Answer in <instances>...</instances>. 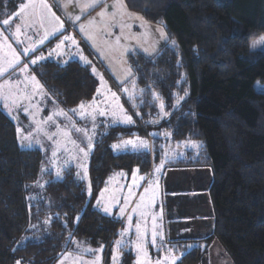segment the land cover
I'll return each instance as SVG.
<instances>
[{"label":"trees","instance_id":"16d2710c","mask_svg":"<svg viewBox=\"0 0 264 264\" xmlns=\"http://www.w3.org/2000/svg\"><path fill=\"white\" fill-rule=\"evenodd\" d=\"M123 1L129 11L161 26L167 41L151 57L127 56L134 91L145 90L143 102L137 97L134 127L115 126L97 135L88 162L90 197L66 170L61 179L48 173L41 198L28 201L46 158L38 149L18 146L15 125L0 109V264H56L72 239L108 243L119 222L93 209V201L109 176L147 174L169 142L194 143L198 152L169 167L207 173L212 211L211 232L206 218L202 232L207 242L213 240L230 264H264V91L254 88L264 84V50L252 48L264 36V0ZM2 14L0 9V19ZM93 68L71 57L63 63L46 60L31 73L70 112L94 98ZM124 85L133 91L130 81ZM153 94L162 98L163 110ZM151 121L156 124L150 127L156 134L148 138L151 151L115 153L113 144L137 135L134 130L144 134L139 124ZM202 260L194 248L177 264Z\"/></svg>","mask_w":264,"mask_h":264},{"label":"rangeland","instance_id":"374dc122","mask_svg":"<svg viewBox=\"0 0 264 264\" xmlns=\"http://www.w3.org/2000/svg\"><path fill=\"white\" fill-rule=\"evenodd\" d=\"M24 0H16L14 2V10L12 11V7L9 6V3L7 0H2V6H0V9H2V15L4 18H1V25H0V67H4L7 69L5 74L3 76H0V85L3 86V95H0V109L3 110L11 122L15 125L16 129V137L18 146L22 149H38L41 151L46 160L44 162V166L42 167L39 176L37 178V181L32 184L31 187H29L30 192L27 196L28 201H37L41 198V194L43 191V187L46 184V176L48 173L51 174V176L54 179H61L63 177V174L65 171H71L74 175V178L76 181L81 182L85 186L86 194L88 197H90L91 194V188L89 184V178H88V162H89V156L93 150L94 142L97 138V135H101L102 132L107 131V129L115 126H121V127H134L136 124V118L138 116L132 112L133 108L131 103L128 102V94L124 92V88L126 87H110V86H102L101 85V79L100 77L96 76L98 81V87L99 92L103 95H98L96 91V95L94 98L99 102L95 107L99 110H103L106 108L107 105L113 103V98L111 97V92H116L117 96L119 97V103L123 105L125 108L127 114L132 115L134 123L131 125H126L123 123H112L110 121V118L107 117H100L97 114V118L95 121L96 127L93 131L92 129V121L91 118L85 115V118H81V109L78 107L76 109L71 110L70 112L63 111V113H66V115H63L61 119L57 120L53 116L52 121H48L47 123H44V121L47 120V117L41 118V111L44 107L48 106V99L51 100L49 97H47L46 93L42 90L41 86L37 84V80H33V75H30L28 78L27 69H29V66L32 64L29 62V59H32V57L28 58L27 56L29 54H32L33 51L31 49H37L38 47L42 46L44 42H46L48 39H38L39 35L41 33H35L33 36L29 35V33L25 32L20 25H8L4 26L2 21L4 19H10V16L15 10L23 3ZM12 11V12H11ZM11 12V14H10ZM10 14V15H9ZM10 23L12 22V19L9 20ZM19 26V31H17V27ZM261 37V36H260ZM259 37V38H260ZM6 38V39H5ZM34 38L35 42H33L31 45L27 46L24 41L25 39L29 40ZM259 38L255 39L253 43H255ZM10 42L12 40L14 44V49L9 45V47L5 46L3 48V42L4 41ZM43 41V42H41ZM252 43V45H253ZM78 45L76 46V48ZM27 51V55H21L22 52L25 50ZM255 49H262L264 50V45H258ZM13 51L16 53V56L19 57L20 65H17L15 68L9 67V63L6 62V59H10L9 57L13 56ZM40 52V51H39ZM137 52V51H136ZM135 53V51H131L129 54ZM4 54V56H3ZM92 60L98 61L96 59L95 55H91ZM47 60H52L53 57L51 55H47L44 57ZM13 60V59H11ZM44 60V59H43ZM127 60V58H126ZM26 64V68L21 67V65ZM18 73L21 78L18 82L13 80V76L15 77ZM129 82V81H127ZM13 86L14 84H19V87H27L28 90H25L27 98V102H22V105H17L14 101H18L17 98H19L21 101V98L23 99L25 96H9V87ZM255 90L258 91H264V84L256 83L254 85ZM110 90V91H109ZM47 100H46V99ZM93 98V99H94ZM91 100V102L93 101ZM25 100V99H24ZM91 102L85 103V105H90ZM9 104V107H4L5 104ZM31 107L36 110V112H32L34 114H30L31 118L29 119L26 117V113L22 110V108ZM39 109V111H37ZM50 109L52 107L50 106ZM85 113L92 112L93 108L88 107L85 110ZM39 122V123H38ZM75 123L76 127L78 128H84L88 131V134L92 136V139L89 141L87 137L84 135L83 132H77L75 128L71 126L72 123ZM57 125H59V128L62 131L66 130L69 135L63 136L62 134L53 136L52 139H48V135H50L52 132L57 131ZM156 125L155 123L152 124H145L141 122L139 124V127L143 129L144 134H138V131L134 130L137 135L131 136L129 139L126 140H133L136 141L137 137L147 140L150 137H153L155 135H152L155 133L154 130H151V128ZM151 127V128H150ZM21 129V131L18 133L17 129ZM39 129V130H38ZM31 133V135H29ZM47 133V134H45ZM25 136H28V139H24ZM39 140V144H36V141ZM76 141V145L72 143V141ZM123 141V140H122ZM118 142L116 144H121V142ZM32 143V147H28L27 145L29 143ZM138 142V141H137ZM88 144H91L92 147L89 149ZM83 147L85 151L87 152V155L85 156L84 153L79 151V147ZM163 156L161 160L163 159L165 162L163 164V167L161 168L160 172L157 173L155 169L157 167H160V163L158 165H155L147 174H141L138 172V170H133L130 173H118L119 175L109 176L107 181L105 182V185L98 193L97 197L93 201L92 208L103 212V207L107 206L109 207L111 211V215L109 216L113 220H117L119 222L117 229L115 230L114 235L110 238L108 243H104V240H100L98 243L95 242L89 243L84 241L83 239H72L69 249L60 257L59 261H57L56 264H61V261H63V264H92V261L99 257V264H113L112 256L115 250V241L117 239H120V233L123 232L125 229L128 228L127 223V216H132V223L133 226L129 230V233L127 236L124 237V239L127 240H134L135 236V224L139 220V216L137 213H133L132 209L135 207L137 203L140 202L141 196H144L145 203L147 204L149 201H151L150 207L147 209V228H148V244L146 245L149 258L151 260V264H156V261H161V264H171V260L175 259L177 261L179 259V256H175L172 252L170 239H172V234L174 235H183V236H190L197 234L196 229H193V227H189L186 229L184 227L183 229H178L179 226H182L183 224H175L172 225L171 223H175L177 221L182 220H190L193 217L191 215V210H189V213L187 211H181L180 213H176L178 211L177 206L178 203H181L183 198L181 195L187 196V195H194L198 193L197 189L190 190L186 188H179L178 185L173 184L172 179L173 176H171V173L169 171H172V167H169L171 162L177 161V160H189L196 158L198 156L197 147L194 146V143L191 144H183L180 145V143H171L164 145L163 147ZM186 149L193 150L192 154H187ZM114 150V149H113ZM55 151L57 153L56 156H53L52 153ZM115 153H123V152H138L137 150H133L131 145L128 146H121L120 148H117L114 150ZM186 154V155H185ZM184 155L186 158H184ZM160 160V162H161ZM178 164V163H176ZM180 166V165H175ZM180 168H175V172H181ZM173 170V171H174ZM180 170V171H179ZM59 171L60 175L57 176L56 172ZM133 173H136L135 177L133 176ZM184 175V174H183ZM143 177V179H141ZM180 179V178H178ZM204 182L208 181V176L205 175L203 177ZM135 180V187H133V181ZM155 180V184H152V187L148 193L144 192V189L149 187L150 182ZM186 180L185 175L181 176V181L184 182ZM176 183V182H175ZM131 191L132 195L130 197L129 203L126 206V212L121 214L119 212V208L121 206H124V199L125 197L129 196V192ZM101 192L104 193L103 197L101 198ZM154 192V195H153ZM97 199H100V204L97 205ZM119 200V203L113 206L114 201ZM193 212V210H192ZM196 212V211H194ZM190 214V215H189ZM156 217V223H157V231L159 233L157 237V244L155 247L151 245V231H152V217ZM188 216V217H186ZM188 227V226H187ZM32 229H35L34 227ZM187 232V234L183 233V231ZM162 237V240H161ZM29 238H35L33 236H30ZM174 239V238H173ZM175 240V239H174ZM85 248H91L94 251L92 253L84 252L83 250ZM79 254V255H78ZM129 254H131V258L129 257ZM204 257V256H203ZM208 257V255H207ZM206 258V257H205ZM202 260V263L206 264L207 261ZM137 259V253L135 251V248L130 246L128 248H125L120 254L119 259L116 262V264H136ZM209 260V257H208ZM209 262V261H208Z\"/></svg>","mask_w":264,"mask_h":264},{"label":"crops","instance_id":"0c3cea01","mask_svg":"<svg viewBox=\"0 0 264 264\" xmlns=\"http://www.w3.org/2000/svg\"><path fill=\"white\" fill-rule=\"evenodd\" d=\"M16 0H9V2L12 4V2L14 3ZM21 1V0H19ZM66 2V0H32V4L36 10V13L38 14L35 18H30L27 22L22 21L20 19L19 16H17V13L20 10V6L15 10V12H13L11 14V12L14 10V7H12V11L10 12L11 16L10 19H12V22L9 25H13V23L15 25H20L22 26L23 30L27 33H29V35L33 36L35 33H41L38 37V39H48L46 42H44V44L40 47H38L35 51H33L32 54H29L27 57L30 58L32 57V59H29V62H31V60L35 59L37 62L35 64H31L29 66V69H27V76L28 78L30 77V75H33L35 77L34 74L31 73V69L40 64L41 62L46 61L47 59H45L44 57H46L47 55H51L52 60L54 61H60L61 63H63L64 61H67V59L69 58H79L81 57V51H83L86 55V60L93 64L94 68L96 69V76L98 77H103L104 83L101 85L103 86H110L111 88L114 87H124L125 82L123 84V86L121 85V80L123 79V70L124 67L128 66L127 64V56L129 55V53L131 51H137L138 53L142 54L143 56L146 57H151L153 56L158 49L167 41V36L165 34L164 37L160 36V32L157 31V29H160L164 32L163 28L161 26L155 25V24H151L147 21H145L143 19V21L147 22V25L150 26V34L146 37L145 42L141 43L140 45H137L136 41H125L122 40L121 43H129L131 44L133 47L131 48V50L126 53L124 60L126 61V65L122 64L119 60L118 57H113L112 58V62H109V59L105 58L104 56H102L100 54V52L92 46L91 41H88L87 43L85 42V39L83 37V34L80 32L79 30V25L81 23H87V21L89 19L92 18H96L97 20L99 19L98 17V13L101 11V9L98 7L95 10H90V14H81L80 8L78 6L75 5V0H73V3L69 4V7L67 9H64L62 6L63 4ZM29 3V0H24L23 4H27ZM113 3V0H107V4L111 5ZM124 3V1H123ZM43 4H47L52 12H54L56 14L57 17L60 18L61 23L63 24V28L60 29L56 26L55 22L52 23H48L47 21H45V23L43 25L40 24L39 22V14L43 13L46 17L49 18V20L51 19V14L48 13L43 7ZM60 5V6H58ZM125 5V3H124ZM126 6V5H125ZM109 11H111V9H109ZM125 11L128 14H131L132 16H139L140 15L131 12L127 9V7L125 8ZM69 13L72 14L73 16L75 15H80L81 18L79 21H70L68 19V16L65 13ZM9 14V15H10ZM4 15V14H2ZM4 18V17H3ZM124 19L126 21H128V23L132 24V28L130 29L131 32L134 33H142L145 31L144 28L140 27V23L141 21H136V20H128V16L125 15ZM0 25H1V21H0ZM2 26V25H1ZM45 32L48 33L47 38H45ZM112 33L113 35L111 37H101V39H107V40H114L116 35L120 34V29L119 27L113 28L112 29ZM165 33V32H164ZM67 35L69 37H71L73 40L76 41L75 44L72 43L71 40H64V36ZM39 39V40H40ZM33 42H35L34 38L27 40L25 39L24 43L29 46L31 45ZM62 42V43H61ZM57 44H60L61 46L59 48H57ZM9 45L14 49V44L12 42V40H10V42H7L6 40L3 42V48L5 46L9 47ZM78 45V47L76 48V46ZM149 49V53L145 52V49ZM40 51V52H39ZM95 55L96 59L98 61H94L92 60L91 55ZM4 56V54H3ZM43 56V59H40V57ZM6 62L10 63L14 61V56L9 57L10 59H6ZM13 59V60H11ZM23 63V62H21ZM98 67H100L98 69ZM17 75L14 77L13 76V80H15L16 82H18L21 78V76L16 73ZM35 79L38 81V79L35 77ZM110 81V83H109ZM39 86H41V84L38 81ZM16 88H14L13 83L11 88L13 89L11 95L14 97H18V96H25L26 92L25 90H28L29 88L27 87H19V84H14ZM10 88V87H9ZM42 90L45 92V90L43 89V87L41 86ZM97 91V90H96ZM9 93V91H8ZM46 93V92H45ZM47 95V94H46ZM96 95V93H95ZM47 97H49L47 95ZM50 98V97H49ZM18 101H14L15 103H17V105H22V102H27V99L25 98H21V101H19L20 99L17 98ZM25 99V100H24ZM46 99V98H45ZM51 99V98H50ZM47 100V99H46ZM91 102V101H90ZM48 106L44 107L43 110L41 111V118L43 117H48L50 116V114H52L57 120L61 119L63 115H55V113L60 112L61 109L56 105V103L51 99L47 101ZM50 106L52 107V109H50ZM78 108V107H76ZM74 108V109H76ZM64 111V110H62ZM32 112H36L35 109L31 108L30 106L28 107V113L26 114V117H28L29 119L31 118L30 114H34ZM172 164L174 162H171ZM175 168H172V171H169V173H171V176H173L172 182L175 185H178L179 188H186L187 190H194L197 189L198 193L194 194V195H181V197L183 198L181 203H178L177 209L178 211L176 213H180L181 211H187V213H189V210H191V215H193V217H189L191 218L190 220H182V221H177L175 223H171L172 225L175 224H183L182 226H179L178 229L180 228H184L186 227V229H188L189 227H193V229H196L197 234L195 235H190V236H183V235H173L172 234V239H170V243H172L171 248L173 250V254L175 256H179V259L182 255L190 252L192 249H199L202 253L203 260L205 258V260L207 261L206 264H230L228 258L226 257V255L224 254V252L220 249V247L213 241V240H206V234H202V232L204 231V229L206 228V222L205 221V212H207V198H206V188H207V182H204L203 177H205V175H207V173L204 170H199V169H186V168H180L181 172H175L174 170ZM174 170V171H173ZM179 170V171H180ZM186 177V180L184 182H180L181 181V176ZM180 178V179H178ZM176 182V183H175ZM176 185L174 188H176ZM193 210V212H192ZM196 211V212H194ZM204 213V214H203ZM190 215V214H189ZM188 217V216H186ZM188 226V227H187ZM183 233L187 234V232H185V230L183 231ZM175 240H174V239ZM130 255V254H129ZM209 260H208V257ZM179 259L176 261H179ZM209 261V262H208Z\"/></svg>","mask_w":264,"mask_h":264},{"label":"snow or ice","instance_id":"6c2138e0","mask_svg":"<svg viewBox=\"0 0 264 264\" xmlns=\"http://www.w3.org/2000/svg\"><path fill=\"white\" fill-rule=\"evenodd\" d=\"M73 3V0H66V2L63 4V8L67 9L69 7V4ZM75 5L80 8L81 14H90V10H95L96 8H100L101 11L98 13L99 19L97 20L96 18L89 19L87 23H81L79 25V30L83 34V37L85 39V42L87 43L88 41H91L92 46L95 47L102 56L105 58L109 59V62H112L113 57H118L120 62L122 64L126 65V61L124 60V57L126 53H128L131 48L133 47L129 43H124L122 44L121 41H136L137 45H140L141 43L145 42L146 37L150 34V26L147 25V22L143 21L142 17L139 16H132L131 14H128L125 11L126 6L123 3V0H113V3L111 5L107 4V0H75ZM60 6V5H58ZM42 7L51 14V19L49 20L48 17H46L43 13L39 14V22L41 25L47 21L48 23L55 22L56 26L60 29L63 28V24L60 21V18L56 16L54 12H52L51 8L47 4H43ZM111 9V11H109ZM68 16V19L70 21H79L81 16L80 15H75L73 16L72 14L65 13ZM38 14L36 13V10L32 4V0H29V3L27 4H21L20 5V10L17 13V16L20 17L22 21L27 22L30 18H35ZM128 16V20H136V21H141L140 27L144 28L145 31L142 33H134L131 32L130 29L132 28V24L128 23L124 19V16ZM4 26H8L10 24L9 19H4L2 21ZM119 27L120 29V34L115 36L114 40H107V39H101V37H111L113 35L112 29ZM17 31H19V26L17 27ZM157 31L160 32V36L164 37L165 33L157 29ZM48 33L45 32V38H47ZM6 39V38H5ZM64 40H71L73 44L76 43L75 40H73L71 37L65 35ZM43 42V41H41ZM62 43V42H61ZM172 45L175 46V41H172ZM258 45H264V36H261L255 43H253L252 48L255 49ZM61 45L57 44V48H59ZM32 51H35V49H31ZM27 49L21 53V55H27ZM146 53H149V49H145ZM13 56H14V61L9 63V67L15 68L17 65H20V59L18 56H16V53L13 51ZM82 60H85L86 63H89L85 57L81 56L80 57ZM40 59H43V56L40 57ZM37 61L35 59L31 60L32 64H35ZM21 67L26 68V64L21 65ZM7 71L6 68L0 67V76H3L5 72ZM93 73H96V69H92ZM133 73L132 69L130 67L125 66L123 70V79L121 80V85L127 81H130L133 85V91H129L128 88H124V92L128 94V102L131 103L132 107L135 108L136 105V99L137 97L141 98V102H143V94L144 91L141 89L139 92L134 91L136 88V83L135 80L132 79ZM33 80H35V77H32ZM102 84L104 83L103 77H100ZM38 84V82H37ZM13 89L10 87L9 88V96H11ZM110 91V90H109ZM98 95H103L102 93L99 92V89L97 90ZM111 97L113 98V103L109 104L106 106L105 109L99 110L95 106L99 103L95 98L91 102L90 105H85L84 103H81L78 107L81 109V118L84 119L85 115L91 118L92 121V129L93 131L95 130L96 124V118L97 114L100 117H107L110 118V121L112 123H123L126 125H131L134 123L132 115L127 114L125 108L123 107L122 104L119 103V97L117 96L116 92H111ZM0 95H3V86L0 85ZM155 100L160 101V108L163 110L164 104L162 101V98L159 96H155ZM187 95V93H185ZM25 99L28 97L25 96ZM179 99H183V97H180ZM4 107H9V104H5ZM88 107H92L93 111L92 112H87L85 113V109ZM22 110L27 114L28 109L26 107L22 108ZM39 111V109H37ZM75 111V110H73ZM136 115H139V113H135ZM55 115H66V113H63L61 110L60 112L55 113ZM53 116H48L47 120L44 121V123H47L48 121H52ZM152 123H155V121H151ZM39 123V122H38ZM73 128L77 132H83L84 135L87 137V139L90 141L92 139V136L88 134V131L84 128H78L76 127L75 123L73 122L71 124ZM39 130V129H38ZM18 133L21 131V129H17ZM47 134V133H45ZM62 134L63 136H68L69 133L64 130L61 132L59 125H57V131L52 132L50 135H48V139H52L53 136L60 135ZM166 137L170 135L169 133L165 132L163 133ZM31 135V133H29ZM152 135H156L153 133ZM24 139H28V136H25ZM138 141V142H137ZM72 143L76 145V141L73 140ZM36 144H39V140L36 141ZM128 146L131 145L133 150L137 151H144L148 152L151 151V148L149 146V143L147 140L141 139L137 137L136 141L133 140H123L121 144H113L112 148L115 150L117 148H120L121 146ZM28 147H32V143L30 142ZM77 147H79L77 145ZM92 147L91 144H88V148L90 149ZM79 151L84 153V155H87V152L83 147H79ZM53 156H56L57 153L53 151L52 153ZM164 160L162 159L160 162V167H157L155 171L157 173L160 172L161 168L163 167ZM56 175L59 176L60 172L57 171ZM136 173H133V176L135 177ZM143 179V177H141ZM155 180L150 182L149 187L144 189L145 193H148L152 187V184H155ZM133 187H135V180L133 181ZM101 198L103 197L104 193L101 192ZM132 193L131 191L129 192V196L125 197L124 199V206H121L119 208V212L121 214L126 212V206L129 203L130 197ZM154 195V192H153ZM119 203V200H115L113 206ZM100 204V199H97V205ZM151 201H149L147 204L145 203L144 196H141L140 202L135 205V207L132 209L133 213H137L139 216L138 222L135 224V239L134 240H125L124 237L128 235L129 230L132 228L133 223H132V216L128 215L127 216V223H128V228L125 229L123 232L120 233L121 238L117 239L115 241V250L112 256L113 264H116V262L119 259V254L125 249L130 246L135 248V251L137 253V259H136V264H151V260L149 258V254L146 248V245L148 244V239H147V234H148V228H147V209L150 207ZM103 212L107 215H111V211L109 207L105 206L103 207ZM157 223H156V217H152V231H151V245L153 247L156 246L157 244V237L159 235L157 231ZM162 240V237H161ZM84 252L87 253H92L94 250L91 248H85L83 250ZM79 255V254H78ZM99 257H96L93 261L92 264H99ZM19 264V262H17ZM61 264H63V261H61ZM156 264H161V261L157 260ZM171 264H176L175 259L171 260Z\"/></svg>","mask_w":264,"mask_h":264},{"label":"water","instance_id":"95a60500","mask_svg":"<svg viewBox=\"0 0 264 264\" xmlns=\"http://www.w3.org/2000/svg\"><path fill=\"white\" fill-rule=\"evenodd\" d=\"M207 201V212H205V215L204 217L209 220V223H210V232H211V229H212V211H211V207L210 205L208 204V199L206 200ZM204 214V213H203Z\"/></svg>","mask_w":264,"mask_h":264}]
</instances>
